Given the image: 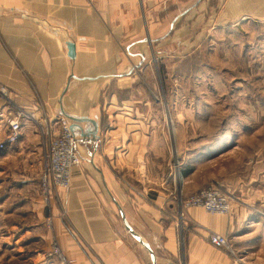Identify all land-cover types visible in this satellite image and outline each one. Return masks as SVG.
Here are the masks:
<instances>
[{"label":"crops","instance_id":"crops-1","mask_svg":"<svg viewBox=\"0 0 264 264\" xmlns=\"http://www.w3.org/2000/svg\"><path fill=\"white\" fill-rule=\"evenodd\" d=\"M216 2L207 11L208 0H0V86L37 119L65 117L84 158L57 198L66 215L57 237L72 264H177L181 250L183 264H232L208 242V231L189 224L178 234V203L171 208L161 195L162 178L148 158L154 126H146L134 87L146 50L176 45L170 34L181 20L183 31L199 13L209 16L206 32L211 21L234 31L264 28V0ZM186 221L231 237L238 255L248 252L240 255L245 263L264 264L251 258L257 245L241 233L240 220L190 208Z\"/></svg>","mask_w":264,"mask_h":264},{"label":"rangeland","instance_id":"rangeland-1","mask_svg":"<svg viewBox=\"0 0 264 264\" xmlns=\"http://www.w3.org/2000/svg\"><path fill=\"white\" fill-rule=\"evenodd\" d=\"M207 4V11H212L217 2L208 0ZM205 18L195 15L187 31H183V21L178 22L175 30L179 31L170 34L177 39L176 45L162 43L151 54L146 50L134 87L142 92L138 100L146 106V126H154L156 140L148 158L155 176L162 178L165 190L161 195L171 208L215 186L230 194L227 214L197 209L209 216L240 220L241 233L257 245L251 258L260 261L264 257V28L249 31L242 25L234 31L232 27L220 29L211 21L206 32ZM6 91V100L0 97V102H11L24 118L15 141L0 146V264H72L57 237L58 226L62 227L59 221L66 218L57 198L66 188L48 195L41 188L47 142L40 118ZM2 120L0 116V140L12 135L10 129L4 130ZM143 170L141 166L139 172ZM188 209L175 208L172 219L178 234L183 236L191 224L209 235L212 231L186 221ZM113 218L122 230L117 210ZM67 228L76 235L71 226ZM232 249L241 259L240 255L249 257L247 251L238 255ZM181 251L174 263L183 264ZM246 260L249 264L250 259Z\"/></svg>","mask_w":264,"mask_h":264},{"label":"built area","instance_id":"built-area-1","mask_svg":"<svg viewBox=\"0 0 264 264\" xmlns=\"http://www.w3.org/2000/svg\"><path fill=\"white\" fill-rule=\"evenodd\" d=\"M6 92V88L0 86L1 99H5ZM15 108L11 102L6 104L3 102L0 107L3 128L5 131L9 129L12 131V135L9 134L0 140V146L8 142L12 143L17 138V131L24 116L20 110L17 111ZM40 128L41 134L47 142L42 157L43 169L40 182L43 194L48 195L54 189L69 186L71 170L81 165L82 157L77 151L78 139L65 117H42ZM231 201L230 194L215 186L198 191L196 194L189 196L185 202L179 200L178 208L181 211L189 207L201 208L209 214L221 215L230 211ZM208 242L216 248L225 250L232 256L235 260L233 264H246L243 259L236 256L226 237L210 232Z\"/></svg>","mask_w":264,"mask_h":264},{"label":"water","instance_id":"water-1","mask_svg":"<svg viewBox=\"0 0 264 264\" xmlns=\"http://www.w3.org/2000/svg\"><path fill=\"white\" fill-rule=\"evenodd\" d=\"M66 46H67V49H68V57L73 59L74 56H75L74 45L72 43H67ZM71 129H72V127H71Z\"/></svg>","mask_w":264,"mask_h":264}]
</instances>
